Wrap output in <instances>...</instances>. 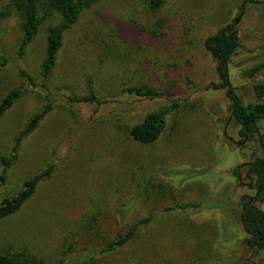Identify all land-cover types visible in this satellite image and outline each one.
<instances>
[{"label":"rangeland","instance_id":"374dc122","mask_svg":"<svg viewBox=\"0 0 264 264\" xmlns=\"http://www.w3.org/2000/svg\"><path fill=\"white\" fill-rule=\"evenodd\" d=\"M58 21L49 17L20 57L19 17L0 19V101L27 85L21 69L38 84L1 117L0 154H10L46 93L53 97L0 198L44 169L52 173L20 214L0 221V248L50 264L81 256L89 264H264V250L251 245L241 221L258 191L248 163L264 155V122L243 140L226 89L211 86L220 79L205 45L233 23L240 46L230 84L244 102L261 101L254 85L264 83V0H166L158 11L148 0H95L65 33L43 87L48 27ZM132 86L169 90L180 102L152 144L135 141L130 129L169 99L132 95ZM92 94L94 101L83 100ZM249 203L264 211V197ZM146 217L130 242L107 248ZM18 227L28 235L12 230Z\"/></svg>","mask_w":264,"mask_h":264},{"label":"trees","instance_id":"16d2710c","mask_svg":"<svg viewBox=\"0 0 264 264\" xmlns=\"http://www.w3.org/2000/svg\"><path fill=\"white\" fill-rule=\"evenodd\" d=\"M95 0H0V19L14 15L19 17L21 28V40L19 44V56L23 54L27 46L36 38L40 26L51 16L59 17V21L48 27V39L43 61V80L41 85L47 87L48 79L56 65L58 52L63 45L65 33L72 28L80 19L84 9L90 7ZM166 0H148L149 7L153 11L160 10ZM206 48L212 53L216 62V70L220 79L219 83H211L214 88L226 89L228 97L232 100L231 117L241 126L240 134L243 140L250 139L254 133H259L260 125L264 122V83L254 85L255 94L261 101L244 102L236 92L235 87L230 84L229 62L240 46L238 31L233 23L226 24L219 31L210 35L205 40ZM261 69L255 66L249 69V76L254 75ZM27 85L23 88H16L8 92L0 101V119L13 104L27 93L31 86L38 85L24 69L20 70ZM127 91L142 98H168L169 104L160 106L147 113L144 118L134 124L130 129L131 137L140 143L152 144L156 142L165 130L168 116L176 110L180 102L173 98L174 92L164 89L132 86ZM96 99L95 94L83 100ZM45 105L43 109L36 113L15 137L10 154H0V186H4L9 181V171L15 164L19 156V150L24 139L37 130L41 121L50 112L53 97L46 93ZM53 167L44 169L29 179L23 187L12 196L0 198V221L13 219L24 209L25 205L34 196L38 185L51 175ZM240 168L235 167L234 173L239 174ZM248 172L252 179V185L259 191L254 197L261 200L264 197V155L256 156L248 163ZM137 195L131 199H137ZM184 207H197L199 204H183ZM150 217L141 218L130 224L124 232H120L115 239L107 244V248L112 250L130 242L137 234L139 228L146 224ZM241 221L244 228L250 235L251 245L258 250H264V211L249 202L245 204ZM15 233L23 231L22 227L12 229ZM28 235V234H27ZM91 258L78 257L73 264H89ZM0 264H50L37 258L22 253L11 254L0 248Z\"/></svg>","mask_w":264,"mask_h":264},{"label":"flooded vegetation","instance_id":"af4514ba","mask_svg":"<svg viewBox=\"0 0 264 264\" xmlns=\"http://www.w3.org/2000/svg\"><path fill=\"white\" fill-rule=\"evenodd\" d=\"M258 191H259V190H258ZM258 191H257V194H258ZM251 199H253V200H254V198H251ZM251 199H250V200H251ZM249 202H250V201H249Z\"/></svg>","mask_w":264,"mask_h":264},{"label":"water","instance_id":"95a60500","mask_svg":"<svg viewBox=\"0 0 264 264\" xmlns=\"http://www.w3.org/2000/svg\"><path fill=\"white\" fill-rule=\"evenodd\" d=\"M236 22H237V21H236ZM252 201H253V199L250 200V202H252Z\"/></svg>","mask_w":264,"mask_h":264}]
</instances>
